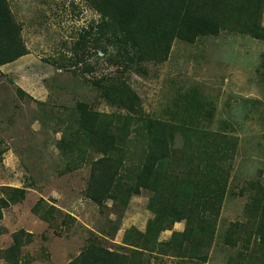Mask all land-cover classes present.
<instances>
[{
	"label": "rangeland",
	"instance_id": "1",
	"mask_svg": "<svg viewBox=\"0 0 264 264\" xmlns=\"http://www.w3.org/2000/svg\"><path fill=\"white\" fill-rule=\"evenodd\" d=\"M7 1L29 52L0 66V196L13 187L25 189L26 197L5 209L0 220V264H9L1 253L21 228L35 236L23 248V264H71L90 232L100 239L107 235L101 240L116 247L126 229L145 230L154 216L149 190L134 195L122 214L113 200L102 209L86 194L91 134L81 126L78 103L115 111L101 98L96 81L123 66L114 61L111 41L82 40L85 29L100 19L84 0ZM208 1L222 9L218 33L194 42L177 38L166 61L148 62L125 75L147 115L195 122L234 138L208 264H245L264 200V40L250 32L259 10L264 26V0ZM99 43L107 53L99 54ZM39 198L73 215V225L62 227V217L48 223L37 216L32 208ZM184 227L185 221L177 222L159 239ZM152 262L177 264L169 256Z\"/></svg>",
	"mask_w": 264,
	"mask_h": 264
},
{
	"label": "trees",
	"instance_id": "2",
	"mask_svg": "<svg viewBox=\"0 0 264 264\" xmlns=\"http://www.w3.org/2000/svg\"><path fill=\"white\" fill-rule=\"evenodd\" d=\"M84 1L100 19L85 29L82 40L93 37L97 42L111 41L117 50L114 61L123 66L120 73L96 81L101 98L115 111L96 109L86 100L78 103L81 126L91 134L86 194L102 209L113 200L122 214L134 195L149 190L148 208L154 216L145 230L134 225L126 229L116 247L101 240L107 235L100 239L90 232L71 264H154L153 257L164 256L173 257L177 264H208L236 142L224 132L211 131L195 122H171L147 115L125 73L132 68L143 69L148 62L166 61L177 38L194 42L200 35L218 33L222 28L220 3ZM260 17L259 10L250 32L264 40ZM99 47V54L108 52L107 46L99 43ZM28 52L21 24L15 20L9 2L0 0V66ZM25 197V189L13 187L0 196V220L5 209ZM32 210L48 223L62 217V227L70 228L75 220L44 198H39ZM181 221H185L183 230H174L167 240L159 239L164 230ZM252 235L255 240L247 247L245 264H264V200ZM34 237L23 228L15 231L1 256L9 264H23V248Z\"/></svg>",
	"mask_w": 264,
	"mask_h": 264
}]
</instances>
